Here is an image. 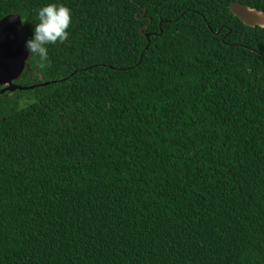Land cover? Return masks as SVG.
<instances>
[{
    "label": "trees",
    "instance_id": "obj_1",
    "mask_svg": "<svg viewBox=\"0 0 264 264\" xmlns=\"http://www.w3.org/2000/svg\"><path fill=\"white\" fill-rule=\"evenodd\" d=\"M48 3L70 37L16 84L49 85L0 95V264H264V29L230 10L264 0H0V20L29 40Z\"/></svg>",
    "mask_w": 264,
    "mask_h": 264
},
{
    "label": "water",
    "instance_id": "obj_2",
    "mask_svg": "<svg viewBox=\"0 0 264 264\" xmlns=\"http://www.w3.org/2000/svg\"><path fill=\"white\" fill-rule=\"evenodd\" d=\"M230 10L246 26L251 28L259 26L264 29V12L238 3L231 5ZM140 33L150 40V34L145 33L144 29ZM27 41L28 31L21 16L9 15L0 20V88H2L0 95L49 85L43 83L25 88L16 84L26 72H31Z\"/></svg>",
    "mask_w": 264,
    "mask_h": 264
},
{
    "label": "clouds",
    "instance_id": "obj_3",
    "mask_svg": "<svg viewBox=\"0 0 264 264\" xmlns=\"http://www.w3.org/2000/svg\"><path fill=\"white\" fill-rule=\"evenodd\" d=\"M39 23L34 34L26 42L30 59L38 58V66L43 69L50 64L49 45L64 44L70 37L72 11L62 3H48L37 11Z\"/></svg>",
    "mask_w": 264,
    "mask_h": 264
},
{
    "label": "flooded vegetation",
    "instance_id": "obj_4",
    "mask_svg": "<svg viewBox=\"0 0 264 264\" xmlns=\"http://www.w3.org/2000/svg\"><path fill=\"white\" fill-rule=\"evenodd\" d=\"M25 76V75H24ZM23 77V76H22ZM0 89H2V88H0Z\"/></svg>",
    "mask_w": 264,
    "mask_h": 264
}]
</instances>
